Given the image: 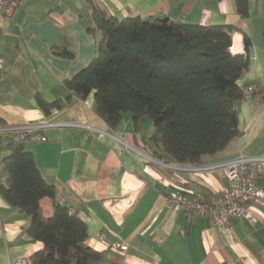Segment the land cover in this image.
I'll use <instances>...</instances> for the list:
<instances>
[{
	"label": "crops",
	"instance_id": "crops-1",
	"mask_svg": "<svg viewBox=\"0 0 264 264\" xmlns=\"http://www.w3.org/2000/svg\"><path fill=\"white\" fill-rule=\"evenodd\" d=\"M107 14L127 17H167L193 25H230V51L247 54L248 69L238 83L258 88L235 103L240 133L222 150L200 164L238 155L264 156V0H247V16L235 0H92ZM86 0H23L12 17L0 15V118L3 126L55 123L36 132L45 140L25 143L53 198L40 199L49 218L54 204L86 224L84 244L108 264H264V207L248 206L255 221L230 216L228 235L206 216L188 215L166 204L171 191L186 189L190 197L219 190L226 179L217 172L199 175L172 171L149 159L141 122L124 113L110 128L93 111V92L85 99L69 92L64 81L97 55L101 32L94 27ZM92 27V30H89ZM243 33L250 39L246 50ZM72 52L71 57L61 55ZM64 100L62 108L44 111L37 103ZM63 124V125H61ZM9 139L0 132V143ZM7 178L5 170L1 172ZM264 187V173L257 180ZM3 183V182H2ZM30 217L0 194V264L31 257L42 249L28 234ZM125 246L114 249L112 244Z\"/></svg>",
	"mask_w": 264,
	"mask_h": 264
},
{
	"label": "trees",
	"instance_id": "trees-1",
	"mask_svg": "<svg viewBox=\"0 0 264 264\" xmlns=\"http://www.w3.org/2000/svg\"><path fill=\"white\" fill-rule=\"evenodd\" d=\"M86 1L102 37L94 59L64 86L81 99L93 92V111L108 127L117 126L124 113L134 124L146 117L153 131L143 139L150 144L142 147L143 152L191 164L202 163L239 135L235 103L243 98L238 80L248 69L249 57L230 51L237 28L154 16L118 19ZM235 5L246 17L247 0H235ZM243 43L247 50L251 42L245 33ZM60 54L73 55L67 50ZM256 94L258 88L253 87L251 95ZM36 100L47 111L64 107L70 96L53 102L39 96ZM27 140L12 136L0 143L7 173L0 194L30 217L28 234L43 245L30 257L32 264H94L100 255L84 244L87 230L80 218L60 203L54 204L51 217L42 215L40 199L53 198L55 190L26 149Z\"/></svg>",
	"mask_w": 264,
	"mask_h": 264
},
{
	"label": "built area",
	"instance_id": "built-area-1",
	"mask_svg": "<svg viewBox=\"0 0 264 264\" xmlns=\"http://www.w3.org/2000/svg\"><path fill=\"white\" fill-rule=\"evenodd\" d=\"M23 0H0V15L10 19L15 8ZM2 60L0 59V65ZM243 87V98L250 97L253 87L239 83ZM59 125L55 123H27L22 125L0 126V132L9 137L16 136L20 139L45 140L36 131L40 128ZM63 125V124H61ZM5 151L0 149V184L3 182L1 172L4 170ZM149 159L166 169L172 171H189L199 175L217 172L225 179L226 184L219 190H207L190 197L186 189L171 191L166 195V204L174 210H183L188 215L206 216L211 222L226 234L231 233L229 226L230 216H241L255 221L254 215L248 206L258 204L264 207V187L257 184V178L264 173V156L238 155L234 158L210 163L191 164L175 161ZM114 249L125 250V246L112 244ZM5 264H32L30 257L23 256L9 259ZM99 264H108L99 262Z\"/></svg>",
	"mask_w": 264,
	"mask_h": 264
},
{
	"label": "rangeland",
	"instance_id": "rangeland-1",
	"mask_svg": "<svg viewBox=\"0 0 264 264\" xmlns=\"http://www.w3.org/2000/svg\"><path fill=\"white\" fill-rule=\"evenodd\" d=\"M140 122H141V131L145 134V135H149L152 133L153 131V127L151 125V123L148 121V119L146 117H142L140 118ZM146 155L149 156V154H147L146 152H144Z\"/></svg>",
	"mask_w": 264,
	"mask_h": 264
},
{
	"label": "water",
	"instance_id": "water-1",
	"mask_svg": "<svg viewBox=\"0 0 264 264\" xmlns=\"http://www.w3.org/2000/svg\"><path fill=\"white\" fill-rule=\"evenodd\" d=\"M163 19L166 20V19H168V18H167V17H164Z\"/></svg>",
	"mask_w": 264,
	"mask_h": 264
}]
</instances>
